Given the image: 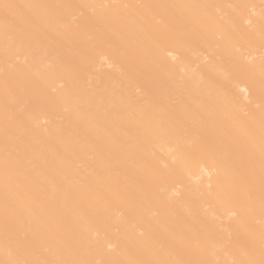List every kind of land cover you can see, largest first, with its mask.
<instances>
[{"label":"bare ground","instance_id":"bare-ground-1","mask_svg":"<svg viewBox=\"0 0 264 264\" xmlns=\"http://www.w3.org/2000/svg\"><path fill=\"white\" fill-rule=\"evenodd\" d=\"M0 264H264V0H0Z\"/></svg>","mask_w":264,"mask_h":264}]
</instances>
